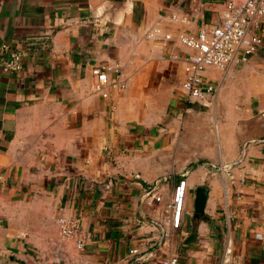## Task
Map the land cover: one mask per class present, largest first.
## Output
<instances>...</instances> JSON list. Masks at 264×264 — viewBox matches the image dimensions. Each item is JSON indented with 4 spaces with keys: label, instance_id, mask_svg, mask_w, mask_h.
<instances>
[{
    "label": "crops",
    "instance_id": "obj_1",
    "mask_svg": "<svg viewBox=\"0 0 264 264\" xmlns=\"http://www.w3.org/2000/svg\"><path fill=\"white\" fill-rule=\"evenodd\" d=\"M225 4L0 0V264H264V24L247 61L203 72L220 117L179 114L195 54L179 35L219 22ZM156 28L171 39L150 38ZM4 43L21 70L4 68ZM97 64H118L126 88L104 98ZM194 158L211 166L187 169ZM181 174L190 213L162 244L153 197L170 201ZM198 186L210 189L201 216ZM61 208L83 248L61 237Z\"/></svg>",
    "mask_w": 264,
    "mask_h": 264
},
{
    "label": "built area",
    "instance_id": "obj_2",
    "mask_svg": "<svg viewBox=\"0 0 264 264\" xmlns=\"http://www.w3.org/2000/svg\"><path fill=\"white\" fill-rule=\"evenodd\" d=\"M262 24H264V0H226L219 22L209 28L202 27L196 34L179 35L182 44L195 50V54L190 56L186 66L188 76L183 94L186 102L201 105L210 103L216 92V85L203 74L204 70L210 67L226 69L233 63L242 64L247 61L262 43L261 37L255 31ZM161 36L171 39V35L163 34L159 28L149 33L150 38ZM1 52L6 55L3 61L6 70L22 69L20 51L4 43ZM92 73L98 81L97 90L104 98L109 97V89L116 88L123 91L126 88V82L120 78L118 64L94 65ZM262 116L264 118V112ZM153 198L161 205L155 224L161 232L162 244H164L172 235V229L179 228L185 216L190 213L186 207L188 198L186 177L178 178L170 201H166L162 196ZM57 220L61 237L65 240H73L78 248H83L86 237L81 232L80 220L67 214L64 208H61ZM130 252L141 254L137 248L131 249ZM140 258L148 260L149 254H141ZM160 264H179V257L171 256L161 260Z\"/></svg>",
    "mask_w": 264,
    "mask_h": 264
},
{
    "label": "rangeland",
    "instance_id": "obj_3",
    "mask_svg": "<svg viewBox=\"0 0 264 264\" xmlns=\"http://www.w3.org/2000/svg\"><path fill=\"white\" fill-rule=\"evenodd\" d=\"M185 100V99H184ZM186 102V101H185ZM187 103V102H186ZM188 104V103H187ZM189 104H191V105H188V107H185L184 108V110L183 111H185V112H180L179 111V114H180V116H181V118H185L187 115L189 116V115H192L193 117H200V116H202V117H207V116H209V117H212V118H214V120L215 119H217V118H219L220 116L218 115V114H216V110H217V108H216V104H215V102H213V103H210L209 105H201V104H198V103H189ZM236 109L238 110V112L239 111H242V105L241 104H239L237 107H236ZM189 110L192 112V113H188L189 112ZM188 113V114H187ZM240 119H242L241 117H240ZM195 162H199L200 164H202L203 166L205 165V167H209V166H211L210 164H207L206 165V163H209L210 161H208V158H194L193 160H192V164H189L188 165V167H187V169H190L191 168V166L193 165V163H195Z\"/></svg>",
    "mask_w": 264,
    "mask_h": 264
},
{
    "label": "water",
    "instance_id": "obj_4",
    "mask_svg": "<svg viewBox=\"0 0 264 264\" xmlns=\"http://www.w3.org/2000/svg\"><path fill=\"white\" fill-rule=\"evenodd\" d=\"M198 165H199L198 163H195L191 167V169L198 167ZM184 176H185V174H181V175H177L175 177L176 178H183ZM137 179H138V181H141V183H143V184L145 183L142 179H140V178H137ZM166 180H168V178H162L161 180L157 181L154 188L149 192V195L156 192ZM209 195H210V189L207 186H198L196 188V195H195V199H194V212L197 216L204 215Z\"/></svg>",
    "mask_w": 264,
    "mask_h": 264
}]
</instances>
